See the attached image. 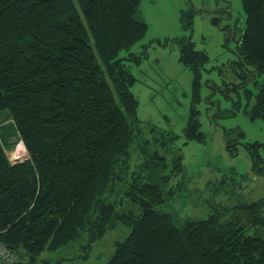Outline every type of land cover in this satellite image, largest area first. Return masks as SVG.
<instances>
[{
	"label": "trees",
	"instance_id": "16d2710c",
	"mask_svg": "<svg viewBox=\"0 0 264 264\" xmlns=\"http://www.w3.org/2000/svg\"><path fill=\"white\" fill-rule=\"evenodd\" d=\"M241 1L246 25L229 65L237 82L213 92L237 94L236 105L244 96L250 117L264 119V0ZM141 3L0 0V245L13 255L0 264H63L44 254L72 242L92 249L118 224L130 232L104 264H264V195L229 204L210 195L204 217L163 209L192 192L178 135L143 124L131 58L120 57L147 32ZM177 43L193 73L184 136L201 140L209 57L191 39ZM19 141L29 156L13 162L7 150ZM250 146L264 174L263 145Z\"/></svg>",
	"mask_w": 264,
	"mask_h": 264
},
{
	"label": "rangeland",
	"instance_id": "374dc122",
	"mask_svg": "<svg viewBox=\"0 0 264 264\" xmlns=\"http://www.w3.org/2000/svg\"><path fill=\"white\" fill-rule=\"evenodd\" d=\"M140 11L148 24L147 32L123 50L120 57L131 58L125 59V63L137 79L130 89L139 101L138 116L143 124L178 135L174 149H180L183 155L185 189L192 192L163 209L204 217L209 213L206 202L210 195L228 198L224 200L227 204L262 197L264 174L253 171L250 143L259 141L263 145L259 151L262 162L256 164L258 169L259 165L264 166V119L250 117L244 96L236 105L237 94L231 92L232 96L227 98L219 89L213 92V87L224 88L223 79L230 86L236 81L229 65L237 57L240 28L246 25L242 1L142 0ZM182 38L191 39L195 49L209 57L202 69V100L197 105L204 137L187 142L184 131L191 114L193 73L180 59L177 41ZM229 140L239 142L233 151L228 146ZM7 154L13 162L29 156L22 141L9 148ZM129 232L130 227L118 224L94 242L92 249L85 248L84 243L72 242L44 255L53 261L67 258L63 264H104L113 254L116 242ZM3 255L7 260L13 258L0 245V257Z\"/></svg>",
	"mask_w": 264,
	"mask_h": 264
}]
</instances>
